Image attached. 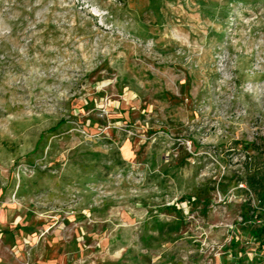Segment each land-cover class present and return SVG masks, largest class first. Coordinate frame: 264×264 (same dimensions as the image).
I'll list each match as a JSON object with an SVG mask.
<instances>
[{
  "label": "rangeland",
  "instance_id": "374dc122",
  "mask_svg": "<svg viewBox=\"0 0 264 264\" xmlns=\"http://www.w3.org/2000/svg\"><path fill=\"white\" fill-rule=\"evenodd\" d=\"M263 134L264 0H0V264H264Z\"/></svg>",
  "mask_w": 264,
  "mask_h": 264
},
{
  "label": "trees",
  "instance_id": "16d2710c",
  "mask_svg": "<svg viewBox=\"0 0 264 264\" xmlns=\"http://www.w3.org/2000/svg\"><path fill=\"white\" fill-rule=\"evenodd\" d=\"M252 148L257 151V154L264 152L261 146L253 145ZM243 164L245 165L243 175L236 176L235 184L240 182L245 185L248 193L253 194L255 204L248 207L241 220L250 237H253L259 245L264 239V161L258 162L252 156L245 155ZM255 218H258V222H254Z\"/></svg>",
  "mask_w": 264,
  "mask_h": 264
},
{
  "label": "built area",
  "instance_id": "2783aa9c",
  "mask_svg": "<svg viewBox=\"0 0 264 264\" xmlns=\"http://www.w3.org/2000/svg\"><path fill=\"white\" fill-rule=\"evenodd\" d=\"M263 137H264V134H263ZM241 186H243V185L241 184Z\"/></svg>",
  "mask_w": 264,
  "mask_h": 264
},
{
  "label": "crops",
  "instance_id": "0c3cea01",
  "mask_svg": "<svg viewBox=\"0 0 264 264\" xmlns=\"http://www.w3.org/2000/svg\"><path fill=\"white\" fill-rule=\"evenodd\" d=\"M14 232V231H13Z\"/></svg>",
  "mask_w": 264,
  "mask_h": 264
}]
</instances>
